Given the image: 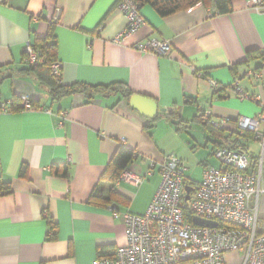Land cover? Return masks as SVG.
<instances>
[{"label": "crops", "instance_id": "1", "mask_svg": "<svg viewBox=\"0 0 264 264\" xmlns=\"http://www.w3.org/2000/svg\"><path fill=\"white\" fill-rule=\"evenodd\" d=\"M116 3L0 0V108L12 109L14 95L39 105L24 109L21 102V110L0 114V178L12 184V193L0 196V264H94L103 253L114 256L127 244L122 215L146 213L168 154L184 162L186 184L194 189L203 175L196 182L193 167L221 168L210 158L217 144L199 117L210 112L215 120H236L258 110L260 104L241 100L232 83L239 78L257 93L249 73L261 72L264 81V59L245 63L249 51L264 55V10L234 0L230 14L210 16L198 4L162 18L145 5V25L118 44L114 40L127 20ZM51 26L63 85L124 83L166 109L156 124L147 127L148 119L119 97L53 98L36 73L26 71L24 59L27 43L46 37ZM151 38L169 41L171 52L137 49ZM121 144L136 152L127 170L141 183L112 182L106 175ZM54 163L66 164L68 177L54 176ZM23 165L27 177L20 176ZM50 219L57 225L54 233Z\"/></svg>", "mask_w": 264, "mask_h": 264}, {"label": "built area", "instance_id": "2", "mask_svg": "<svg viewBox=\"0 0 264 264\" xmlns=\"http://www.w3.org/2000/svg\"><path fill=\"white\" fill-rule=\"evenodd\" d=\"M249 2L257 11L264 10V0ZM117 8L127 20L114 40L121 44L146 21L134 0H120ZM209 15L215 13L209 10ZM137 49L165 55L171 52L172 45L169 41L151 38L138 43ZM24 56L29 66L44 63L42 52L30 42L24 49ZM62 67L57 60L51 66L52 73L60 77ZM249 77L257 93L248 92L239 78H235L232 88L241 100L258 102L262 107L260 113L233 121L230 118L215 120L207 112L204 119L216 128L229 127V134L238 135L242 143L251 133L253 141L261 145L259 156L255 157L250 149L216 147L213 156L221 163V168H206L203 181L186 202V167L176 154H168L161 163V182L146 213L122 215L127 225V244L119 247L112 257L99 255L94 264H228V256L234 253L242 254L240 264H264L263 74L251 71ZM209 82L213 88L219 87L215 80ZM22 106L31 108L29 96H22ZM10 111V104L0 108V114ZM118 181L141 183L142 178L126 170ZM187 213L216 221L218 226H197L187 220Z\"/></svg>", "mask_w": 264, "mask_h": 264}, {"label": "trees", "instance_id": "3", "mask_svg": "<svg viewBox=\"0 0 264 264\" xmlns=\"http://www.w3.org/2000/svg\"><path fill=\"white\" fill-rule=\"evenodd\" d=\"M115 5V8L118 7V2ZM140 8L145 5H150L155 9V11L162 18H167L172 15H175L179 12L188 10L198 4H203L206 8L210 9L215 14H230L234 10V0H134ZM112 12L109 11L108 14ZM36 50H40L44 57V63L38 66H29L26 70L28 72H35L39 81L47 85L50 88V93L53 98L60 99L63 97L71 96L77 93L84 94L88 101H92L99 97H119L129 102L131 96L136 94L133 92L126 84L124 83H113L110 85H98L92 86L84 83H77L74 85L66 86L61 83V78L56 77L51 70V66L54 62L58 60V44L56 36L54 34V26L50 27V30L46 37L37 38L33 45ZM247 62L249 63L255 59H264V55L259 54L256 51H249L247 54ZM4 78H0V86ZM1 96V90H0ZM21 97L14 95L13 96V107L12 110H21ZM31 108L38 107L39 105L34 100L30 101ZM177 111L174 109V112L171 115H175ZM160 117V115H159ZM158 117V118H159ZM158 118L155 120H148V126L152 127L158 121ZM199 121L204 126L205 130L209 133L211 137L215 139L217 147H227L232 149H249L245 143H242L238 135H230L229 132L231 129L229 127H213L210 121L204 119V114L199 117ZM234 121V120H233ZM247 141H253V135L248 133L245 136ZM136 152L128 147L125 144H121L116 150L114 156L111 159V162L107 168L106 175L109 176V179L112 182L118 180L120 175L126 171L129 166L133 163L135 159ZM68 167L66 164L54 163L51 167V173L54 176L68 177ZM28 175V166L23 165L21 169L20 176L27 177ZM12 193V184L9 181H5L0 178V196L8 195ZM97 198L96 193L92 195V199ZM187 205V203H184ZM186 218L189 222H193V215L188 214ZM51 225L52 232H56L57 225L53 219L49 220ZM223 226V223H220ZM229 227V226H228ZM52 233V234H53ZM104 256H109V254L103 253Z\"/></svg>", "mask_w": 264, "mask_h": 264}, {"label": "water", "instance_id": "4", "mask_svg": "<svg viewBox=\"0 0 264 264\" xmlns=\"http://www.w3.org/2000/svg\"><path fill=\"white\" fill-rule=\"evenodd\" d=\"M129 105L148 120H155L159 117L160 112L166 111V109H160L159 104L153 98L141 94H134L133 96H131ZM185 190V201L187 202L190 200L191 193L195 189L189 185H186ZM193 223L197 226H218V223L216 221L206 220L198 216L193 217Z\"/></svg>", "mask_w": 264, "mask_h": 264}, {"label": "rangeland", "instance_id": "5", "mask_svg": "<svg viewBox=\"0 0 264 264\" xmlns=\"http://www.w3.org/2000/svg\"><path fill=\"white\" fill-rule=\"evenodd\" d=\"M262 84H263V87H264V81H263V80H262ZM262 92H263V95H264V89H263ZM261 110H262L261 105H258V110H257V112L254 113V114L251 115V116H246V117H250V118L255 117L258 113L261 112ZM199 126H200V125H199ZM197 127H198V126H197ZM198 128H199V127H198ZM196 129H197V128H196ZM199 131H200V130H199ZM205 135H206V134H205ZM208 139H210V138L208 137ZM213 141H214V140H213ZM205 142H206V141H205ZM209 144H210V146H212V144H213L212 141H211ZM245 145L248 146V148L250 149V152L253 153V155H254L255 157H258V156H259L260 151H261V145H260L259 142L250 140V141H246V142H245ZM204 150H206V148H205ZM207 151H208V150H207ZM210 158L212 159V162H213V163L216 162V163L220 164L219 161H218L213 155H212ZM193 168H194V171H195V175H194V173H193V175L195 176V177H194V180H195L196 182H200V180H201V178H202V175H203V173H202V171H203L202 168H203V167L197 165L196 167H193ZM196 186H197V185H196ZM241 260H242V254L234 253L233 255L230 256V264H240Z\"/></svg>", "mask_w": 264, "mask_h": 264}]
</instances>
